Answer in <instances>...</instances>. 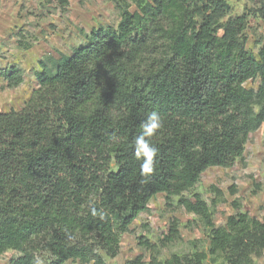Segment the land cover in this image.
<instances>
[{"label": "trees", "instance_id": "1", "mask_svg": "<svg viewBox=\"0 0 264 264\" xmlns=\"http://www.w3.org/2000/svg\"><path fill=\"white\" fill-rule=\"evenodd\" d=\"M115 5V28L38 61V87L19 110L0 113V256L106 264L163 194L200 220L207 252L126 264H255L264 207L260 219L238 211L217 227L200 194H184L207 169L242 160L264 126V44L257 57L246 48L248 19L264 21V0L234 17L226 0H134L133 12ZM3 77L9 88L22 83L15 67ZM179 240L171 222L160 245Z\"/></svg>", "mask_w": 264, "mask_h": 264}, {"label": "rangeland", "instance_id": "2", "mask_svg": "<svg viewBox=\"0 0 264 264\" xmlns=\"http://www.w3.org/2000/svg\"><path fill=\"white\" fill-rule=\"evenodd\" d=\"M115 2L117 0H114ZM113 0H0V113L19 110L38 87L35 73L38 61L52 56L70 55L77 46L86 43L90 33L99 27L115 28L120 13ZM136 10L134 0H119ZM229 17L239 16L252 9L256 0H226ZM246 48L255 57L264 44V21L248 19ZM15 67L22 75V83L7 87L3 74ZM258 81L245 84L255 88ZM198 193L211 208L215 226H225L229 216L246 212L260 219L264 207V126L250 134L242 160L231 167H212L202 173L190 197ZM173 198L167 205L164 195L153 197L147 210L141 213L121 238L119 254L106 259V264H126L141 256L159 260L172 254L207 252L208 239L200 220L176 204ZM171 222H176L180 240L165 247L160 241L168 233ZM141 239V240H140ZM153 245L149 250L140 242ZM18 253L8 251L0 256V264H10ZM264 264V255L255 259ZM65 264H78L68 261ZM205 264H211L207 259Z\"/></svg>", "mask_w": 264, "mask_h": 264}]
</instances>
